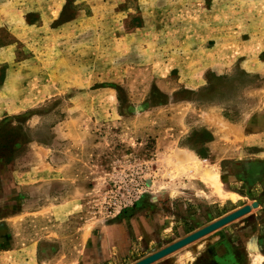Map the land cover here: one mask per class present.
<instances>
[{"label":"rangeland","instance_id":"1","mask_svg":"<svg viewBox=\"0 0 264 264\" xmlns=\"http://www.w3.org/2000/svg\"><path fill=\"white\" fill-rule=\"evenodd\" d=\"M46 4L0 0V245L51 223L55 204L79 211L72 217L78 224L160 201L162 231L153 249L161 250L187 236L185 230H199L248 202L211 203L210 191L177 156L189 151L194 132L215 134L217 142L198 156L227 190L249 193L242 163L264 156V149L244 145L239 127L246 134L264 121V74L207 67L214 57L192 50L184 25L174 20L164 25L165 40H145L136 28L141 16L65 28L74 6L62 14L55 8V22L42 24ZM192 5L185 16H202L207 8ZM226 58L217 61L226 65ZM218 173L214 191L222 189ZM139 183L143 189L135 194ZM241 237L238 246L246 242ZM244 250L252 264L253 251Z\"/></svg>","mask_w":264,"mask_h":264},{"label":"crops","instance_id":"2","mask_svg":"<svg viewBox=\"0 0 264 264\" xmlns=\"http://www.w3.org/2000/svg\"><path fill=\"white\" fill-rule=\"evenodd\" d=\"M42 1L47 2L42 7L48 11L43 17H40L39 22L42 24L55 22L56 19L52 15L55 8L61 9L62 14L64 8L70 5L75 8L74 16L63 21L62 27L65 28H71L73 25L78 27L92 19L102 21L105 18L117 19L124 14L128 17L133 14L142 17L141 26H136V28L138 31L143 29L145 40L149 38L151 40L164 39L166 37L164 25L168 21L174 20L184 25L183 31L189 34L187 39L194 42L192 50L198 49L199 51L201 49L204 51H202L203 53L214 57L209 60L207 67L219 71L222 68L218 69L217 67H241L250 72L264 74V60L259 58L264 55V0ZM198 3H205L207 7L203 11L205 13L199 17L185 16L186 9H189L192 4L196 7ZM170 9L173 12H170ZM172 14L176 17L170 18ZM167 16L169 17L167 18ZM154 24L160 25L155 32ZM129 35L127 34V36ZM218 56L230 58H226L227 63L224 65L219 59L217 61ZM232 56H237L236 61L228 63ZM231 128L237 131L234 126ZM239 129L244 135V145L254 146L255 149H264V143H258L259 138L264 134V121L255 124V130L253 128L250 131L246 130V134L242 127ZM214 136L215 140L210 143V146L217 142L216 135L214 134ZM222 153L223 150L220 149L218 155L220 156ZM179 155L181 154L177 156L178 161L184 164L183 166L186 165L192 176L199 178V182L210 191L207 200L211 203L223 205L226 202L235 204L240 199L248 200V202L226 212V215L242 208L249 202L252 204L259 200L260 206L253 209L247 216L224 226L155 264H249V257L244 247L245 249L251 248L252 251L255 247L258 250V253L253 251L252 264H264V259H261L264 257V156L255 155V158L242 163L243 168L250 170L253 167L257 168L256 173H252V178L241 179L242 183L246 182L248 186L252 187L249 193L243 194L236 190H227L221 182V175L206 164L209 162L206 158H200L192 150L183 152L182 157ZM217 173L220 176L221 188L226 197L218 189L214 191L211 186L219 182L215 178ZM211 177L213 180L210 179ZM27 184L28 182H18L19 186ZM179 192L176 191L174 195H183L182 192ZM196 192H199L198 188ZM232 195L237 196L236 201L231 198ZM197 196V198H201V196ZM159 203L160 201L156 202L154 207L144 204L136 210L118 212L107 218L96 217L90 222L82 217L78 224H73L72 217L78 218L79 211L63 209L55 204L53 212L56 216L53 219L50 215L51 223L37 225L35 230L24 231L23 238H21L22 233L19 232L15 240L7 239V242L1 243L0 264H134L160 250L153 249V241H157L158 234L162 231L159 215L164 206ZM208 204L210 203L208 202ZM167 217L169 216L167 215ZM211 221L207 223L210 224ZM207 225L205 224V226ZM167 229L169 230V228ZM197 229L185 230L184 234L189 235ZM170 230L173 233V227ZM166 236L171 237L172 234ZM180 237L183 238L182 235ZM239 237L242 238V241L246 240L244 246L236 244L238 243L236 238ZM178 240L180 238L171 240L164 246Z\"/></svg>","mask_w":264,"mask_h":264},{"label":"water","instance_id":"3","mask_svg":"<svg viewBox=\"0 0 264 264\" xmlns=\"http://www.w3.org/2000/svg\"><path fill=\"white\" fill-rule=\"evenodd\" d=\"M260 206L258 201H254L252 204H247L242 208L210 223L209 225L181 238L180 240L168 245L167 247L156 251L144 259L134 263V264H155L156 262L164 259L165 257L172 255L181 249L195 243L196 241L214 233L215 231L223 228L226 225L250 214L253 209H256Z\"/></svg>","mask_w":264,"mask_h":264},{"label":"trees","instance_id":"4","mask_svg":"<svg viewBox=\"0 0 264 264\" xmlns=\"http://www.w3.org/2000/svg\"><path fill=\"white\" fill-rule=\"evenodd\" d=\"M71 3V2H70ZM201 101V100H199ZM227 118L230 119L229 116ZM205 138V139H203ZM215 140V136L206 130L198 133L194 132L189 140V143L186 145V147L189 150H192L197 153V155L203 157L209 152V147H207L211 142Z\"/></svg>","mask_w":264,"mask_h":264},{"label":"flooded vegetation","instance_id":"5","mask_svg":"<svg viewBox=\"0 0 264 264\" xmlns=\"http://www.w3.org/2000/svg\"><path fill=\"white\" fill-rule=\"evenodd\" d=\"M256 169H257L256 167H253L252 170H250L248 168L247 169L243 168V176H242L243 179L252 178L253 177L252 173L255 174L256 173V171H255ZM258 202L260 203L259 200H258Z\"/></svg>","mask_w":264,"mask_h":264},{"label":"built area","instance_id":"6","mask_svg":"<svg viewBox=\"0 0 264 264\" xmlns=\"http://www.w3.org/2000/svg\"><path fill=\"white\" fill-rule=\"evenodd\" d=\"M142 189H143V187H142L141 183L137 184V187H136V189H135V194H136V190H137L138 193L140 194ZM113 206H117V202H116V201L113 203ZM111 207H112V206H111ZM124 207L127 208V205H125ZM124 207H123V208H124ZM119 208H121V207H119ZM123 208H122V211H123V212L127 210V209H123ZM122 211H119V212H122Z\"/></svg>","mask_w":264,"mask_h":264},{"label":"bare ground","instance_id":"7","mask_svg":"<svg viewBox=\"0 0 264 264\" xmlns=\"http://www.w3.org/2000/svg\"><path fill=\"white\" fill-rule=\"evenodd\" d=\"M218 191L224 196L226 197V194H224L223 190L220 189V187H218ZM231 198L236 201L237 200V196L236 195H232ZM254 251V250H253ZM262 257V256H261ZM261 259H264V257H262Z\"/></svg>","mask_w":264,"mask_h":264}]
</instances>
